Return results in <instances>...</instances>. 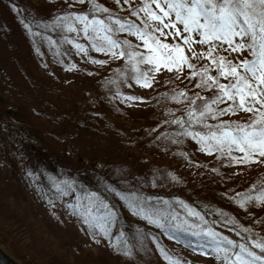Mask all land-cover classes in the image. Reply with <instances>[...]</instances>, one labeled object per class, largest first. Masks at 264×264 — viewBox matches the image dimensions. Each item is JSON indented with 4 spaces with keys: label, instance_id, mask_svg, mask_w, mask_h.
Segmentation results:
<instances>
[{
    "label": "rangeland",
    "instance_id": "1",
    "mask_svg": "<svg viewBox=\"0 0 264 264\" xmlns=\"http://www.w3.org/2000/svg\"><path fill=\"white\" fill-rule=\"evenodd\" d=\"M104 1L108 8L112 9L114 15L123 17L122 19L127 21H130L129 17L130 19L132 17L129 10L140 6V0H130L128 4L123 0L120 3L116 0ZM69 3L73 2L69 1ZM26 33L0 1V113L3 114L0 123L4 125L5 122V125L13 130V132L9 130V137L5 138L16 139L18 136L15 133V127L21 126L28 131V134L32 133L33 139H36L39 144L43 143L45 146L43 147L53 157H58L60 164L76 169V173H81L89 167L99 170L104 176L109 173L118 174L121 179L123 175L127 178L130 174L132 176L130 180L134 179V182L135 176H138V181L135 183L146 189L137 191L136 194L151 197L148 205L153 211L175 208L170 204H164L163 202L167 200H160V196L181 194L196 204L217 207L223 213H234V217L244 218L242 212L245 208H241L238 203L240 191L250 184L249 179H254L264 173V164L235 165L226 156L221 158L222 161L218 160L219 155L199 156L196 154L194 156L192 153L194 146L189 142L191 141L189 136L174 130L176 117L183 112V109L189 107L190 103L185 104L184 99H179L181 96H175L188 90L187 83L190 73L187 69L179 74V78L177 74L162 71L155 75L150 88H144L135 82L136 73L127 59H112L110 56L93 51L92 47L87 48L85 43L88 40L82 33H77V35L82 37L84 41L82 45L88 49V53L87 55L79 53L73 47L72 57L75 62L68 69L55 65L52 58L47 55L42 59L32 53L30 37ZM115 38L121 41L128 40L134 47L140 44L135 37L123 33H118ZM166 42L169 44L176 42L182 45L179 38L173 41V38L169 37ZM193 47L197 52L205 51V48L198 44ZM136 50L143 51V48ZM185 52L191 55L187 52V48ZM220 55L228 59H234L239 55V59H244L247 53L243 55L232 53L229 56L226 52H221ZM93 60L102 63L94 64ZM89 66L96 68V72L92 73L90 78L85 77V79L94 87H98L96 80L99 82L100 77L106 78L112 75V88L119 85L116 79L120 78L119 83L122 85L119 93H116L118 96L109 98L112 99L111 104H117L119 109L124 111L123 113L116 114L117 112L110 108L104 115L102 102L97 101L90 104L82 97L85 89L82 88L84 77L81 76V72ZM142 67L146 69V66L142 65ZM194 68L196 69L195 63ZM130 84L135 88L133 95L129 91ZM102 85L99 87L102 88ZM126 97L135 99L128 100L125 99ZM170 98H174L176 103L168 102ZM165 102H168L169 108H166ZM79 105L82 106L83 111L89 109L84 120H88L90 114H100L104 119L92 122L91 129L78 126L84 129L78 132L73 129V122L64 114L77 115L76 117L83 120L85 116H83V111H78ZM152 114H155L153 122L156 123L158 120L160 122L156 130L162 131L165 135L164 146L162 144L148 145L146 150L140 153V156L147 158L148 161L145 160V163L141 165L132 155L134 151L132 147L138 139L144 137L150 142L151 136L149 137L145 132L146 125L138 122L151 123ZM231 117L247 120L249 114L241 112L235 116H224V119L228 120ZM69 128L74 133H68L66 140L60 132L64 129L70 130ZM5 138L0 136V249L15 263L168 264L155 249L156 244L153 245L146 239L149 236L146 231L153 233L157 231L155 233H159L160 240L167 251L177 257L184 258L189 263L221 264L211 256L194 255L185 246L174 244L176 242L172 243L158 228L152 231L154 225L133 215L129 209L127 211V208L123 212V221H128L129 224L134 223L135 230L138 229L136 231L137 258H134L131 253H125L127 251L123 248L125 247L124 242L115 243L113 235L112 241L100 235L94 237L90 234V229L69 210L62 208L59 203L49 205L41 197L35 195L23 180L21 160L11 152L10 156H4ZM189 145L193 146H190L192 152L183 153L182 150H187ZM159 146H163L164 149L168 148L170 152H163L159 155L157 153ZM27 152L29 153L28 149ZM48 154L44 151L42 159L36 161L35 164L46 167V162L51 161ZM234 155L239 154L234 153ZM45 156L47 158H44ZM31 159L34 160V156ZM51 162L49 166L54 168ZM122 168L125 172L121 171ZM57 170L59 171V168ZM90 174H85L91 180L90 183L100 187L102 184H99V179L92 178ZM60 175H62L61 172ZM134 182L132 181L129 186L135 187ZM233 189L237 192L231 194L233 196L228 199L224 195L225 191L230 192ZM125 191H130V189H125ZM185 204L198 212L196 207L190 206L187 202ZM177 205L179 209L174 210L177 214L180 213L179 217L188 222L190 220L189 224H192L195 218L187 215L183 204L177 202ZM249 211L247 222L251 225L264 213V206H250ZM235 219L229 222L219 221L214 229L230 237L232 232L229 227L234 225ZM199 223L198 221L196 224ZM263 229L264 222L261 221L247 231L255 234L259 230L262 232Z\"/></svg>",
    "mask_w": 264,
    "mask_h": 264
},
{
    "label": "snow or ice",
    "instance_id": "2",
    "mask_svg": "<svg viewBox=\"0 0 264 264\" xmlns=\"http://www.w3.org/2000/svg\"><path fill=\"white\" fill-rule=\"evenodd\" d=\"M76 2L90 4L91 13L65 14L58 18L59 25L68 33H82L93 51L112 59H127L140 87L150 88L155 75L162 71L177 74L179 78V74L187 69L191 79L199 77L195 87L214 92L208 100L198 97L200 104L191 101L195 107L189 111L186 123L189 127L193 123L200 125L203 130L185 129L183 133L196 140L201 151L208 154L218 152L235 165L264 164V0H140V6L131 10V15L140 20L139 25L113 15L97 0ZM123 2L129 3L130 0ZM24 26L31 31L27 24ZM118 33L135 37L140 44L134 47L128 40L114 38ZM169 37L173 41L179 38L183 46L176 42L167 43ZM67 42L77 52L87 55L88 49L82 44L72 40ZM196 44L205 51L197 52L193 47ZM139 48L143 51L136 50ZM185 48L191 55L186 54ZM221 52L229 56L247 53V57L228 59L220 55ZM196 59L209 63L197 71L192 63ZM92 63L102 62L93 60ZM210 71L217 75H210ZM221 79L228 83H221ZM185 95L179 93L181 97ZM221 105L226 106L221 108ZM241 112L250 117L243 123L220 122L215 126L205 123L209 117L218 119ZM175 123L183 127L185 121ZM65 184L75 190L68 182ZM118 195L133 215L149 224L162 231L195 237L199 243L193 245L188 240L186 246L198 249L200 255L211 256L221 264H264V238L236 243L211 227L202 226L207 223L204 217L186 204L182 206L187 215L198 220L199 224H189L174 212L153 211L148 205L151 197L138 196L134 192ZM163 203L168 204L167 201ZM238 203L241 208L264 206V188L242 195ZM68 207L72 215L90 229L91 235L111 240L109 228L117 214L96 193L78 196L77 203ZM169 239L179 242V238L172 235ZM159 252L169 264H184L170 256L162 246Z\"/></svg>",
    "mask_w": 264,
    "mask_h": 264
},
{
    "label": "trees",
    "instance_id": "3",
    "mask_svg": "<svg viewBox=\"0 0 264 264\" xmlns=\"http://www.w3.org/2000/svg\"><path fill=\"white\" fill-rule=\"evenodd\" d=\"M0 1L2 2V4H4L8 8L9 12L13 15L16 23L20 24V26L27 32L26 34L29 35L31 46H32L31 49L33 50L32 53L37 54L42 59L45 58L46 55L51 57L54 64L57 66H61L62 69H68L72 64H74L75 61L72 57L73 56L72 54L73 45L69 44L67 41L72 40L75 43H80V44H83L84 41L82 37H79V34L77 35V33H68L64 27L59 25L58 18L65 14H79V13H89L90 14L91 13L90 4L88 3L80 4L76 2V0H0ZM69 1H72L73 3L70 4ZM97 3L108 8V5L106 4V1L104 0H97ZM132 9L133 8L129 10L130 14H131ZM109 10L114 15V12H112V9H109ZM129 20L130 22H135L138 25L140 24V20L135 16H132L131 19L129 17ZM25 24L29 26L31 31L25 28L24 26ZM85 45L87 46V48L92 47L89 41H87ZM226 55H228V53H226ZM238 58H239V55H238ZM193 62L196 65L195 70H198V71L202 70L203 65H206L209 63L208 61L202 60V59H196V60H193L192 63ZM140 67L143 69L142 65ZM95 69L96 68L91 67V66L82 69L81 76L84 77V79H82V88L85 89L82 92V97L85 98L86 101L90 104L91 102L92 104L96 103L97 101L102 102V111L104 115L105 113H107V110H109L110 108L116 111L117 112L116 114H120L121 112L123 113L124 111L122 109L120 110L119 109L120 107L117 104L116 105L111 104L112 99L109 98L110 96H112V98H114L115 96H118L116 93H119V91L121 90L120 86L122 85V83H119V81H121L120 78L118 77L116 79V82L119 85H117L114 88H112V83H113L112 75H108L106 76V78L104 77H100V79L97 78L99 79V82L98 80H96L98 87L101 84L103 85H102V88L101 86L99 88L97 86L94 87V85L90 84L85 79V77L90 78L92 73L96 72ZM124 69H127V68H124ZM120 72L121 71H119V73ZM209 74L214 75V76L217 75L214 71H210ZM188 77H189V80L187 83L188 90L185 92L186 95L183 97H179V99H184L185 104L190 102L189 107H186L185 109H183V112H181V114L177 116L175 120V121L177 120L185 121V124L182 127L181 125L175 123L174 121L175 123L174 130L181 132V134L184 133L185 129H187L188 131H202L203 130L200 125L193 123L192 126L189 127L188 124L186 123L189 111L193 110L195 107V105H193L191 101H195L196 104H200L201 101L198 99V97H203L205 100H208L214 95V92L207 91L203 88L195 87V85L199 83V77H196L195 79H191L190 74L188 75ZM220 82L225 83V84L228 83L227 80H223V79H221ZM129 91H131L132 92L131 94L133 95L135 88L134 86H132V84H130L129 86ZM106 96L108 98H106ZM175 96H179V94ZM170 101H173L176 103L174 98H170L168 102ZM168 102H165L164 105L167 106ZM175 103H172V104H175ZM81 108L82 106L79 105L78 107L79 112L83 111ZM166 108H169V107L167 106ZM88 110L89 109L84 110L82 112L83 116H85L83 117V120L76 117L77 115L76 116L75 115L69 116L67 114H64V115L68 116V118L73 122L74 124L73 129H76L78 132H80L84 129L79 128V127L85 126L86 128L91 129L92 122H98L104 119L100 114H93V115L90 114L89 115L90 118L88 120H84L88 114ZM78 114L81 115V113H78ZM2 117H3V114L0 113V120ZM249 118L250 117H248V119ZM150 120L152 124L147 121L138 122V123H143L146 125L145 129L147 128V130L145 132L148 133L149 137L151 136L150 142H148L144 137L142 139H138L137 142L132 147L134 149V151L132 152V155L136 157L137 163L141 165L145 163V160L148 161L147 158L140 156V153L144 152L148 145H159V144L161 145L162 144L164 146L163 138L165 137V135L162 134V131L156 130V127L160 125L159 120L156 123L153 122L155 121V114L151 115ZM244 121L246 120H241L239 119V117H231V119L226 120L224 119V116H223V117H219L218 119H212L209 117L205 120V123L210 126H215L220 122L243 123ZM1 124L2 123H0V136H3L4 138L9 137L8 136L9 130L11 132H13V130L9 129L8 126L5 125L6 124L5 122H4V125H1ZM71 130L72 129L70 130L67 129L68 131L67 132L64 129L63 132L61 131L60 133L62 134V137H64L67 140L69 136L68 133H74ZM137 132L141 133L140 130H137ZM15 133L18 136L16 139L5 138L6 144L4 143V150H5L4 156H10V152H11L17 158H19V160H21V167L23 168V174H24L23 180H25L26 184L30 186V188L33 190L35 195H38L39 197H41L49 205H55L56 203H59L62 206V208L66 209L67 211L69 210L72 214V210L69 209L68 205L76 204L78 196H85L93 192L96 193L97 196H99L100 199H102L105 203H107L109 207L113 211H115L117 214L115 222L112 224L110 228L111 241H112V235H113V240L115 243H120L121 241L124 242L123 244L125 247L123 248L124 250L127 251V252L124 251L125 253H131V255L134 258H137L138 253L136 251V246L138 244V241L136 238L137 236L136 231H138V229L135 230L134 223L129 224L128 221H123V214H124L123 212L126 211L127 207L125 205V209H124L125 202L120 199V196L118 195V193L119 194H129L133 192L136 193L137 191H144V189H146L145 187L142 188L140 184L135 183L138 181V176H135V182H134V179L130 180V177H132L130 176V174L127 176V178L125 175H123L121 179L120 177H118V174L115 175L113 173H109L106 176H104L102 173H100L99 170L91 169L89 167L84 169V171H82L81 173H76V169L74 170L70 166H64L60 164L58 157L57 158L53 157V155L50 154L46 148H44L45 146L43 145V143L39 144L36 139H33L31 135L32 133L28 134V131H25L23 127L21 126L15 127ZM189 138L191 139V141L189 142L193 144L194 147L192 145H189V148L187 150L181 149L183 153L190 152V151L192 152V149L190 148L191 146L194 148V151L192 152L194 156H196V154L199 156L200 155H203V156L219 155L218 160L220 161H222L221 160L222 157H225V156H222L218 152H214L213 154H208L204 151H201V145L197 143L196 140H193L190 136ZM163 146L162 147L159 146L160 153L156 150L159 155H161L163 152H170L168 148L164 149ZM26 148L28 149L29 153L27 152ZM37 148H39L40 150H38ZM44 151L47 154L49 153L48 155L50 156L51 161L53 160L55 161V162L50 161L51 164L54 165V168L50 167L51 166L50 162H46L47 164L46 167L38 166L37 164H35L36 161H38L39 159H42L41 156L43 155ZM33 156H34L35 161L31 159ZM44 158H47V157L45 156ZM19 164H20V161H19ZM58 168H59V171L62 173V175H60V172L57 170ZM123 169L124 168H122L121 171L125 172ZM87 173H91L90 175L92 178L99 179V184L100 185L102 184V185L99 187V186H96L90 183L91 180H89L88 177L85 176V174ZM132 181L134 182L133 186L135 187L129 186V184L132 183ZM65 182H68L69 184H71L72 188L75 190L74 191L70 190L65 184ZM249 183L250 184L246 188L240 191L241 193L240 199L242 195L249 194L250 192H252L253 189H256L258 191L261 188H264V173L256 176V178L254 179H249ZM57 186H59V190ZM125 189H130V191H125ZM62 192H67L68 194L63 195ZM236 192L237 190L233 189L230 192L225 191L224 195L229 199L230 196H233L231 194L233 193L236 194ZM159 199L160 200L166 199L168 204H170L172 207H175V208L167 209L164 212L176 213L174 209H179L177 207L178 206L177 202L179 204H185L187 202L190 204V206L196 207L198 213H200V215L204 217V221L207 222L206 225L204 226L211 227L214 231H216L214 227L215 228L217 227V223L219 221L229 222V220L231 221L233 218H236L234 225L229 227V230L232 232L229 235L230 237H227L224 233L221 234L218 232L221 236H226L227 238L232 239L236 243L244 242V239L255 240L258 237L264 238V229L262 232H260L261 230L260 229L255 234L247 231V229L251 227L252 228L255 227L257 223L261 221L264 222V213L261 214L258 219H256L257 221H254V224L250 225L247 222L248 216L250 214V211H249L250 206L245 207L244 212H242V215L244 216V218L242 219L240 215H238L240 218H238L237 216L234 217L235 216L234 213L232 214L223 213V211L217 207H205L203 205L196 204L194 201H190L186 196H183L181 194L162 195L160 196ZM192 204H195V205H192ZM208 209L210 211H208ZM127 211H128V208H127ZM178 215H180V213H178ZM197 222L198 220L195 219L192 221V224H196ZM154 228H157V227L154 225V227L152 228V231L155 230ZM159 230L162 234H164V236L167 239H169V235L179 238V242L177 239H169L170 241H172V243L176 242L174 244H177V245L181 244V246L183 245L186 248H188L194 255H200L198 249L193 250V248L186 246V242L188 240H190L193 245L199 243V241L195 237L186 236L184 233L162 231L161 229ZM155 232L157 231H154V233L146 231L147 235H149L148 237H146L147 241L151 242L153 245L156 244L154 247L158 251H159L160 246H162L167 251V249L165 248V246L160 240L159 233H155ZM117 237H120V239L118 240ZM167 252L173 258L184 262V264H189V262H187L184 258H179L170 251H167ZM162 259L166 263L169 264V262L166 261L164 258Z\"/></svg>",
    "mask_w": 264,
    "mask_h": 264
},
{
    "label": "water",
    "instance_id": "4",
    "mask_svg": "<svg viewBox=\"0 0 264 264\" xmlns=\"http://www.w3.org/2000/svg\"><path fill=\"white\" fill-rule=\"evenodd\" d=\"M0 264H18L12 261L1 249H0ZM189 264H198L190 262Z\"/></svg>",
    "mask_w": 264,
    "mask_h": 264
}]
</instances>
